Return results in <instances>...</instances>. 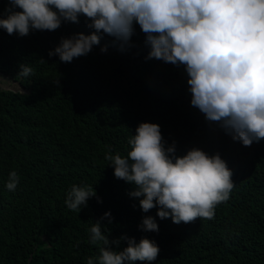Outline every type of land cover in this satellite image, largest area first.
<instances>
[{"label": "trees", "instance_id": "obj_1", "mask_svg": "<svg viewBox=\"0 0 264 264\" xmlns=\"http://www.w3.org/2000/svg\"><path fill=\"white\" fill-rule=\"evenodd\" d=\"M10 8L0 0V19ZM86 23L81 15L24 37L0 29V83L18 84L0 86V264H87L99 255L89 239L97 221L110 242L119 241L113 251L128 246L121 237L154 241L151 264H264V139L245 147L207 121L190 103L185 66L146 59L150 46L135 22L123 50L101 33L99 45L70 63L48 56L61 38L92 34ZM21 65L33 73L18 75ZM141 123L159 125L177 157L199 149L226 162L234 186L212 219L160 220L158 208L144 213L143 197L129 195L134 184L114 177L105 154L126 156ZM11 171L20 177L14 192L5 188ZM73 185L95 192L79 212L64 202ZM145 216L158 232L140 230Z\"/></svg>", "mask_w": 264, "mask_h": 264}, {"label": "clouds", "instance_id": "obj_2", "mask_svg": "<svg viewBox=\"0 0 264 264\" xmlns=\"http://www.w3.org/2000/svg\"><path fill=\"white\" fill-rule=\"evenodd\" d=\"M7 18L0 29L27 36L30 30L54 31L63 22L78 23L83 15L92 34L61 38L48 56L64 63L86 56L99 45L101 33L119 42L120 49L133 34V23L145 34L150 46L146 59L184 65L191 92V105L209 122H216L231 139L250 147L264 139V0H8ZM19 8L21 11L12 9ZM101 53L107 46L100 48ZM40 63H46L43 59ZM18 75L28 77L33 69L20 66ZM128 140L130 151L105 154L115 178L134 184L131 197L142 212L158 208L156 217L187 224L197 218L212 219L216 205L229 199L234 186L226 162L219 154L209 156L191 149L175 156L174 146L165 147L159 125L141 123ZM20 177L8 174L5 188L17 189ZM93 187L73 185L67 192L68 209L79 212ZM110 213H105L104 219ZM140 230L158 232L156 219L142 218ZM90 242L100 245L99 255L87 264H151L159 248L142 238L127 240V247L113 251L100 226L93 223Z\"/></svg>", "mask_w": 264, "mask_h": 264}, {"label": "rangeland", "instance_id": "obj_3", "mask_svg": "<svg viewBox=\"0 0 264 264\" xmlns=\"http://www.w3.org/2000/svg\"><path fill=\"white\" fill-rule=\"evenodd\" d=\"M2 82H5V83H0V86H2L5 89L8 88V85H11L10 87H17L18 86V84L14 81L9 82L5 79V80H2Z\"/></svg>", "mask_w": 264, "mask_h": 264}]
</instances>
